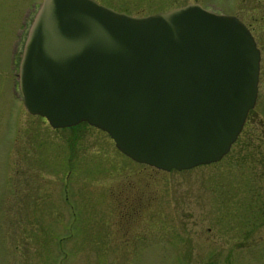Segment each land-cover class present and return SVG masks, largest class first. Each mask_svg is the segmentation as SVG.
Masks as SVG:
<instances>
[{
  "label": "rangeland",
  "instance_id": "rangeland-1",
  "mask_svg": "<svg viewBox=\"0 0 264 264\" xmlns=\"http://www.w3.org/2000/svg\"><path fill=\"white\" fill-rule=\"evenodd\" d=\"M39 1L0 0V264H264V0H96L132 16L197 3L256 42L257 94L229 151L168 172L24 110L12 51Z\"/></svg>",
  "mask_w": 264,
  "mask_h": 264
},
{
  "label": "water",
  "instance_id": "water-1",
  "mask_svg": "<svg viewBox=\"0 0 264 264\" xmlns=\"http://www.w3.org/2000/svg\"><path fill=\"white\" fill-rule=\"evenodd\" d=\"M258 51L234 16L198 4L133 17L94 0H42L17 65L26 112L86 122L162 171L218 161L256 96Z\"/></svg>",
  "mask_w": 264,
  "mask_h": 264
},
{
  "label": "flooded vegetation",
  "instance_id": "flooded-vegetation-1",
  "mask_svg": "<svg viewBox=\"0 0 264 264\" xmlns=\"http://www.w3.org/2000/svg\"><path fill=\"white\" fill-rule=\"evenodd\" d=\"M31 7H32L31 10L25 12V14H24V16H25L24 21L27 20L29 17L31 18L32 15H33V12H34V9H35L36 6L33 5V6H31ZM27 24H28V23H27ZM27 24H26L25 27L22 28L21 32L18 34L19 39H20L23 35H25ZM18 43H20V41H19Z\"/></svg>",
  "mask_w": 264,
  "mask_h": 264
}]
</instances>
